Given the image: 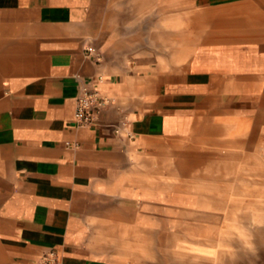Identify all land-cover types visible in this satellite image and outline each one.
Listing matches in <instances>:
<instances>
[{"label": "crops", "instance_id": "obj_1", "mask_svg": "<svg viewBox=\"0 0 264 264\" xmlns=\"http://www.w3.org/2000/svg\"><path fill=\"white\" fill-rule=\"evenodd\" d=\"M82 85L106 104L76 127ZM258 112L264 0H0V264H140L173 149Z\"/></svg>", "mask_w": 264, "mask_h": 264}, {"label": "rangeland", "instance_id": "obj_2", "mask_svg": "<svg viewBox=\"0 0 264 264\" xmlns=\"http://www.w3.org/2000/svg\"><path fill=\"white\" fill-rule=\"evenodd\" d=\"M238 124L252 142L243 134L232 146L188 141L173 149L171 173L157 170L150 179L175 207L170 226L156 220L155 234L140 233L155 246L133 251L140 264H264V113ZM206 226L212 231L203 234Z\"/></svg>", "mask_w": 264, "mask_h": 264}, {"label": "built area", "instance_id": "obj_3", "mask_svg": "<svg viewBox=\"0 0 264 264\" xmlns=\"http://www.w3.org/2000/svg\"><path fill=\"white\" fill-rule=\"evenodd\" d=\"M88 53L94 52L92 46H87ZM106 104V99L96 90L88 88L86 85L80 87V91L75 98V109L73 121L76 127H84L93 123L95 116ZM74 146L76 143L73 144ZM42 264H63L52 251L45 252L40 256Z\"/></svg>", "mask_w": 264, "mask_h": 264}]
</instances>
